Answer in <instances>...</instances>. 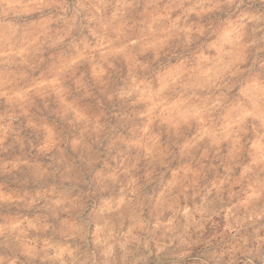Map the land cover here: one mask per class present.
<instances>
[{"label":"clouds","instance_id":"clouds-1","mask_svg":"<svg viewBox=\"0 0 264 264\" xmlns=\"http://www.w3.org/2000/svg\"><path fill=\"white\" fill-rule=\"evenodd\" d=\"M0 264H264V0H0Z\"/></svg>","mask_w":264,"mask_h":264}]
</instances>
